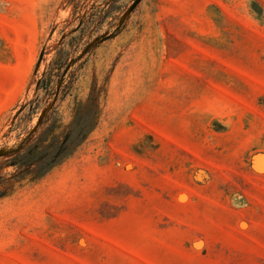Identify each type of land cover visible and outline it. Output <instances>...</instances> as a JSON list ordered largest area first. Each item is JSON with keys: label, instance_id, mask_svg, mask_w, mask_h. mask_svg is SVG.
I'll return each mask as SVG.
<instances>
[{"label": "rangeland", "instance_id": "1", "mask_svg": "<svg viewBox=\"0 0 264 264\" xmlns=\"http://www.w3.org/2000/svg\"><path fill=\"white\" fill-rule=\"evenodd\" d=\"M0 264H264V0H0Z\"/></svg>", "mask_w": 264, "mask_h": 264}]
</instances>
